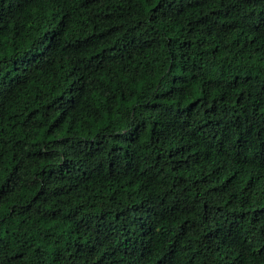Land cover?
Here are the masks:
<instances>
[{"label":"trees","instance_id":"obj_1","mask_svg":"<svg viewBox=\"0 0 264 264\" xmlns=\"http://www.w3.org/2000/svg\"><path fill=\"white\" fill-rule=\"evenodd\" d=\"M0 264H264V0H0Z\"/></svg>","mask_w":264,"mask_h":264}]
</instances>
